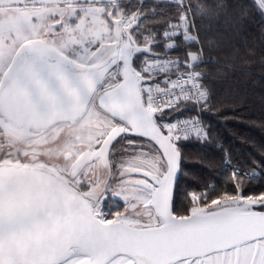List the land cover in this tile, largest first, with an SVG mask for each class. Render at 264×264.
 I'll use <instances>...</instances> for the list:
<instances>
[{
	"label": "snow or ice",
	"instance_id": "snow-or-ice-1",
	"mask_svg": "<svg viewBox=\"0 0 264 264\" xmlns=\"http://www.w3.org/2000/svg\"><path fill=\"white\" fill-rule=\"evenodd\" d=\"M253 29L264 0H0V264H264V146L205 118Z\"/></svg>",
	"mask_w": 264,
	"mask_h": 264
},
{
	"label": "trees",
	"instance_id": "trees-1",
	"mask_svg": "<svg viewBox=\"0 0 264 264\" xmlns=\"http://www.w3.org/2000/svg\"><path fill=\"white\" fill-rule=\"evenodd\" d=\"M253 32L254 36L249 37L254 43V55L248 57L250 63L246 66L240 63L234 65L228 84L216 83L219 99L226 105H230L233 99L239 103V118L225 121L211 113L205 114V118L211 120L219 139L231 150L234 160L242 162L250 155L259 159V149L264 146V64L261 62L264 47L260 46L258 29H253ZM224 111L231 115L232 109L225 107ZM190 167L197 175H206L199 164L193 162ZM253 183L258 186L257 182Z\"/></svg>",
	"mask_w": 264,
	"mask_h": 264
}]
</instances>
